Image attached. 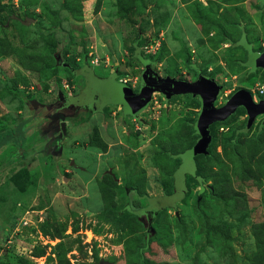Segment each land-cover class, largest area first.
<instances>
[{
	"label": "rangeland",
	"instance_id": "rangeland-1",
	"mask_svg": "<svg viewBox=\"0 0 264 264\" xmlns=\"http://www.w3.org/2000/svg\"><path fill=\"white\" fill-rule=\"evenodd\" d=\"M241 27L264 51V0H0V264H264V115L246 134L242 107L212 125L204 192L187 178L183 201L153 211L196 140L198 98L155 92L137 117L62 104L85 67L137 92L136 50L161 77L214 79L217 108L240 89L256 102L264 71L232 47Z\"/></svg>",
	"mask_w": 264,
	"mask_h": 264
},
{
	"label": "water",
	"instance_id": "water-1",
	"mask_svg": "<svg viewBox=\"0 0 264 264\" xmlns=\"http://www.w3.org/2000/svg\"><path fill=\"white\" fill-rule=\"evenodd\" d=\"M30 22L31 20L27 19L23 24L28 26ZM237 44L246 50V66L249 70L251 72L257 69L264 71V51H253L246 42L244 34ZM135 56L143 66L137 92H134L125 83L117 81L114 75H110L104 80L98 79L94 77L90 68L85 67L81 74L85 79L86 88L82 95L77 98H71L68 104L76 101V105L79 107H86L96 102L98 111L106 105H120L124 115L137 117L140 112L147 108L152 94L155 92L162 94L165 101H168L173 96L188 95L197 97L199 109L193 123L197 139L190 148L178 155L181 163L173 174L174 192L168 196L148 198V208L146 210L157 211L165 207L174 208L187 192L185 185L186 175L193 177L198 182L200 192L204 190L202 186L203 179L195 174V157L208 155V148L211 143L210 126L217 122H224L238 108L242 107L246 113V124L242 131L244 133L248 132L255 119L259 115H264V98L255 102L250 92L240 89L231 94L224 104L217 108L215 107V102L220 95L221 86L214 79L203 75L200 70H198L196 80L192 82L177 80L168 76L161 77L152 69V62L142 58L140 51L136 50ZM60 119H63V116ZM261 124H264V119ZM60 128L64 132L63 122L60 123ZM140 213L142 211L138 214Z\"/></svg>",
	"mask_w": 264,
	"mask_h": 264
},
{
	"label": "trees",
	"instance_id": "trees-1",
	"mask_svg": "<svg viewBox=\"0 0 264 264\" xmlns=\"http://www.w3.org/2000/svg\"><path fill=\"white\" fill-rule=\"evenodd\" d=\"M240 31H241V35H240V37H239V39H238V41H236L235 43H233L232 44V47H234V48H236V47H240V48H242L243 49V51L245 52V54H246V61H247V53H246V50L241 46V45H238L237 43L240 41V39H241V36L244 34V36H245V40H246V42L248 43V41H247V39H246V35H245V32H244V30H243V28L241 27L240 28ZM249 44V43H248ZM250 45V44H249ZM251 46V45H250ZM252 48V47H251ZM252 50H253V48H252ZM139 51V50H138ZM253 51H255V50H253ZM255 52H257V51H255ZM141 54V53H140ZM134 56H135V52H134ZM142 56V55H141ZM136 57V56H135ZM143 58V57H142ZM136 59L139 61V59L136 57ZM143 59H145V60H149V59H146V58H143ZM150 61V60H149ZM246 61L244 62V67H246L247 69H248V73L249 74H253V73H255L257 70H261V69H257V70H255L254 72H251L250 70H249V68L246 66ZM140 62V61H139ZM150 62H152V61H150ZM141 64V63H140ZM84 68H82L81 69V71L83 70ZM198 70H200V69H196V73H197V76H198ZM80 71V72H81ZM201 71V70H200ZM263 71V70H262ZM75 74L76 73H78L79 74V71L78 72H76V71H73ZM201 73H202V71H201ZM203 74V73H202ZM204 75V74H203ZM257 98L258 99H261V98H264V95L263 96H261V95H258L257 94ZM238 110V109H237ZM236 110V111H237ZM235 111V112H236ZM231 117V116H230ZM229 117V118H230ZM228 118V119H229ZM228 119H226V120H228ZM225 120V121H226ZM224 121V122H225ZM194 123V122H193ZM193 123H192V129H193ZM217 123H223V122H217ZM217 123H214V124H217ZM214 124H212V125H214ZM246 124V123H245ZM211 125V126H212ZM262 124L260 123V126H261ZM211 126H210V128H211ZM245 127V126H244ZM244 127L243 128H241V129H239L237 132H236V134L239 132V133H243V134H246V133H248V132H246V133H244L242 130L244 129ZM194 130V129H193ZM194 134H195V132H194ZM210 134H211V130H210ZM195 136H196V139H197V135L195 134ZM4 137L5 136H3V135H0V145L5 141V139H4ZM211 138H212V135H211ZM195 143V142H194ZM210 145H211V143H210ZM210 145H209V148H208V155L207 156H202V155H200V156H197V157H195V165H196V171H195V174H196V176H199V177H201L202 179H203V183H202V186L204 187V184H205V179L197 172V161H198V159L199 158H201V159H205V158H207V157H209V155H210ZM190 148V147H189ZM188 149V148H187ZM186 150V149H185ZM184 150V151H185ZM183 151V152H184ZM183 152H181V153H183ZM181 153H179V154H181ZM179 154H177V155H174L173 157L175 158V159H179L180 160V158L178 157V155ZM180 163H181V160H180ZM180 165V164H179ZM177 170V169H176ZM175 170V171H176ZM174 174V173H173ZM172 178H173V176H172ZM187 178H190V179H192L193 181H195L196 182V184L198 185V182L193 178V177H191V176H189V175H186V177H185V185H186V188H187V192H186V194H185V196H184V198L181 200V201H183L185 198H186V196L188 195V185H187V182H186V179ZM174 180V179H173ZM198 187L200 188V186L198 185ZM205 190V189H204ZM204 190H203V192H204ZM173 192H174V184H173ZM172 192V193H173ZM203 192H200L199 190H198V192H197V195L199 196V195H201ZM171 193V194H172ZM171 194H169V195H171ZM166 196H168V195H166ZM219 197V196H218ZM220 198V197H219ZM147 200H148V198H146ZM221 200H223V199H221ZM180 201V202H181ZM228 202L229 201H223V205H226V204H228ZM166 208V207H165ZM162 209H164V208H162ZM162 209H160V210H162ZM138 215V214H137ZM139 216V215H138Z\"/></svg>",
	"mask_w": 264,
	"mask_h": 264
},
{
	"label": "flooded vegetation",
	"instance_id": "flooded-vegetation-1",
	"mask_svg": "<svg viewBox=\"0 0 264 264\" xmlns=\"http://www.w3.org/2000/svg\"><path fill=\"white\" fill-rule=\"evenodd\" d=\"M70 99H71V98H69V99H65V100H62V104L65 103V107H66V108L72 106L71 103H70V104H66V102H67V101L69 102ZM61 116H63V115L60 114V113H56V114L54 115V117H53V120L56 121V119H58V121H60ZM60 123H61V122H60Z\"/></svg>",
	"mask_w": 264,
	"mask_h": 264
},
{
	"label": "built area",
	"instance_id": "built-area-1",
	"mask_svg": "<svg viewBox=\"0 0 264 264\" xmlns=\"http://www.w3.org/2000/svg\"><path fill=\"white\" fill-rule=\"evenodd\" d=\"M257 94L263 96L264 95V86H260L257 89Z\"/></svg>",
	"mask_w": 264,
	"mask_h": 264
}]
</instances>
